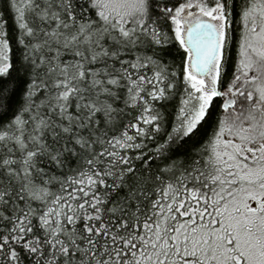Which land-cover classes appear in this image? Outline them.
<instances>
[{
	"label": "snow or ice",
	"instance_id": "1",
	"mask_svg": "<svg viewBox=\"0 0 264 264\" xmlns=\"http://www.w3.org/2000/svg\"><path fill=\"white\" fill-rule=\"evenodd\" d=\"M0 264H264V0H0Z\"/></svg>",
	"mask_w": 264,
	"mask_h": 264
}]
</instances>
